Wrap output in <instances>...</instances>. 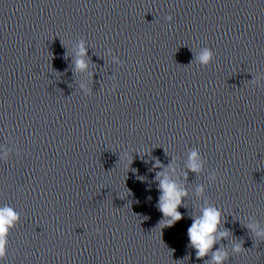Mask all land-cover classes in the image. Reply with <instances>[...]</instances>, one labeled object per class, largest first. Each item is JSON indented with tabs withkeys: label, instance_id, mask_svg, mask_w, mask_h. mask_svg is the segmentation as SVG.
I'll list each match as a JSON object with an SVG mask.
<instances>
[{
	"label": "water",
	"instance_id": "obj_1",
	"mask_svg": "<svg viewBox=\"0 0 264 264\" xmlns=\"http://www.w3.org/2000/svg\"><path fill=\"white\" fill-rule=\"evenodd\" d=\"M5 206L0 264H264V0H0Z\"/></svg>",
	"mask_w": 264,
	"mask_h": 264
},
{
	"label": "clouds",
	"instance_id": "obj_2",
	"mask_svg": "<svg viewBox=\"0 0 264 264\" xmlns=\"http://www.w3.org/2000/svg\"><path fill=\"white\" fill-rule=\"evenodd\" d=\"M171 21L172 17H166ZM81 55L86 54V50L81 45ZM212 53L210 50L205 49L200 55L199 59L202 64L210 62ZM77 67L83 69L86 64L83 60H77ZM198 153L193 151L190 154L189 168L192 171H198L200 165L197 163ZM161 195L159 199V210L165 217H168L167 226H171L176 221L182 219V214L178 211V208L182 205V197L186 195L185 191H181L177 188L174 182L169 181L167 178L160 181L159 185ZM220 212L216 208H206L203 210L202 216L193 219V223L188 229V235L192 246L197 249V256L203 257L210 250L215 242V236L213 235L217 231L219 224ZM18 220V214L8 206L0 208V258H3L6 254L7 234L9 228L13 226L14 222ZM226 235V233H222ZM235 251L241 250L240 245H236ZM226 258V253L216 252L213 255V260L220 262Z\"/></svg>",
	"mask_w": 264,
	"mask_h": 264
}]
</instances>
